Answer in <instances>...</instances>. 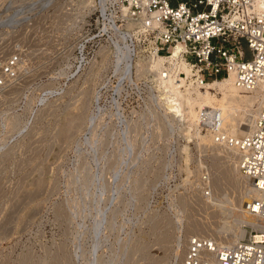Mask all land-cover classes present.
<instances>
[{"label": "rangeland", "instance_id": "rangeland-1", "mask_svg": "<svg viewBox=\"0 0 264 264\" xmlns=\"http://www.w3.org/2000/svg\"><path fill=\"white\" fill-rule=\"evenodd\" d=\"M95 4L0 0V64L21 58L0 87V264H184L192 236L246 237L236 202L249 183L234 148L200 131L198 105L172 108L148 68L155 55L133 56L127 36L117 57L90 40L77 66ZM201 92L223 99L219 87ZM213 108L233 135L252 116Z\"/></svg>", "mask_w": 264, "mask_h": 264}, {"label": "built area", "instance_id": "built-area-1", "mask_svg": "<svg viewBox=\"0 0 264 264\" xmlns=\"http://www.w3.org/2000/svg\"><path fill=\"white\" fill-rule=\"evenodd\" d=\"M94 4L89 7L97 13L92 36L78 44L79 68L90 40L94 47L110 41L117 57L127 36L133 56L140 49L145 55L165 58L164 78L173 75L185 84L203 87L233 74L244 93L260 94L259 115L247 133L233 135L224 130L220 111L213 107L200 110L198 127L209 132L215 144L237 150L239 170L258 193L246 202V210L264 221V0H94ZM125 4L127 13L122 10ZM129 21L137 33L133 32V39L126 33ZM177 47L179 55L174 58ZM20 61L16 54L0 64L4 75L0 87L16 76ZM203 181L208 184L210 176L204 174ZM246 227L248 235L231 246L211 237L192 236L184 264H264V224Z\"/></svg>", "mask_w": 264, "mask_h": 264}, {"label": "bare ground", "instance_id": "bare-ground-1", "mask_svg": "<svg viewBox=\"0 0 264 264\" xmlns=\"http://www.w3.org/2000/svg\"><path fill=\"white\" fill-rule=\"evenodd\" d=\"M127 7L124 8V13L128 12L129 8H127ZM179 50H180L179 47H177L174 50V58L178 57ZM153 56H154V54H153ZM129 57L130 56L127 54V58H129ZM164 60H165V58L157 57L155 55V58L153 59L152 66L151 67L148 66V68H152L153 70H155L157 72L156 75L158 76V81H160L161 84L164 85L165 95L168 96L169 99H171L170 97L174 94V96H173L174 99H172L174 105L172 108L176 112L181 113L180 110L183 107L184 102L187 103V105L189 106L190 109H193V107H195L197 105L201 109H204V108H207L209 106H211V107L216 106L218 104V105H220V107H222L223 114H227L231 111H234L236 108H240L243 105H246L247 108L250 110V113H252V116H251L250 120L248 121V123L243 125L242 128H240L241 130H240L239 135H243L251 129V127L254 125L256 118L259 115L260 105H261L260 94H248V93H246L248 95H251L250 97L240 95L239 94L240 91L242 93H244V92L235 84L233 74L230 77H226L225 79H217V80H214L212 82H209L207 85H205L203 87L185 84L184 79L175 78L173 75H171V76L167 75V77L164 78L162 76V72L164 71V69H163ZM175 63H178V61ZM130 64H127L126 68H128V69L131 68L129 66ZM144 66H146V65H144ZM141 67L142 66L138 63L137 70L141 71ZM128 69H127V71H128ZM183 70L186 73H188V71H189L188 68H186V67H183ZM173 78L175 80H173ZM174 81H176L181 88H184V89L186 88L188 90V98L187 99H185L180 94V92L175 88ZM216 87H219L220 91L223 93V99L221 101L218 100L215 95H213L209 92H206V93L201 92L203 90L204 91L215 90ZM194 94H196L197 98L193 97ZM256 104L258 105V109L256 111H254V113H253L252 109ZM200 110H199V113H200ZM222 125H223V129L227 131V127L225 126V122H224L223 117H222ZM72 128H75V125H70L69 128L67 129V131L70 132L72 130ZM233 152H234L233 154H234V156L238 162L237 150L234 148ZM237 172L241 173L239 168L237 169ZM242 177L244 179H246V181L249 183V185L244 190V192L241 193L240 197L238 198V200L236 202L237 207H238V210H236V217L240 221L241 226L244 227L247 225H252V226L258 228L259 226L264 224V221H261L260 218L257 216V214L247 211L246 207H245L246 206L245 202L250 201V200H252L253 197L258 196V193H257L256 189L254 188L252 180H250L248 177L244 176L243 174H242ZM244 203H245V206L243 205ZM243 236H245V230L240 228L237 234H234L231 238H229V240H225L224 243L221 245L231 246V245L235 244L236 242H238L240 239H242ZM188 245H189V243H188Z\"/></svg>", "mask_w": 264, "mask_h": 264}]
</instances>
